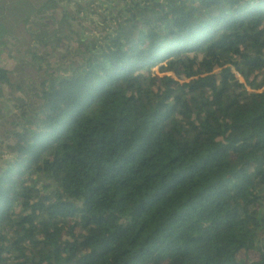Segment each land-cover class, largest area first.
Returning a JSON list of instances; mask_svg holds the SVG:
<instances>
[{"label":"trees","instance_id":"1","mask_svg":"<svg viewBox=\"0 0 264 264\" xmlns=\"http://www.w3.org/2000/svg\"><path fill=\"white\" fill-rule=\"evenodd\" d=\"M0 149V264H264V0H0Z\"/></svg>","mask_w":264,"mask_h":264},{"label":"rangeland","instance_id":"2","mask_svg":"<svg viewBox=\"0 0 264 264\" xmlns=\"http://www.w3.org/2000/svg\"><path fill=\"white\" fill-rule=\"evenodd\" d=\"M153 72H154V73H157V69H156L155 67L153 68ZM169 74H171V73H169ZM192 77H193V76H190L189 78H192ZM189 78H188V79H189ZM251 88L257 90V86L254 85V84L251 86ZM3 90H4V93L6 94V92H7L6 87H3ZM2 109H3L4 112H7V113H10L11 111H13V108H12L10 105L3 106ZM1 150L4 151V154L7 152L5 149H1Z\"/></svg>","mask_w":264,"mask_h":264},{"label":"built area","instance_id":"3","mask_svg":"<svg viewBox=\"0 0 264 264\" xmlns=\"http://www.w3.org/2000/svg\"><path fill=\"white\" fill-rule=\"evenodd\" d=\"M6 156V153L4 154V151L0 149V157H5Z\"/></svg>","mask_w":264,"mask_h":264}]
</instances>
